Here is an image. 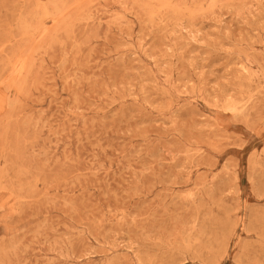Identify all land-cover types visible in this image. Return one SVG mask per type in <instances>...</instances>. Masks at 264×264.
<instances>
[{"label":"rangeland","instance_id":"obj_1","mask_svg":"<svg viewBox=\"0 0 264 264\" xmlns=\"http://www.w3.org/2000/svg\"><path fill=\"white\" fill-rule=\"evenodd\" d=\"M0 264H264V0H0Z\"/></svg>","mask_w":264,"mask_h":264},{"label":"bare ground","instance_id":"obj_2","mask_svg":"<svg viewBox=\"0 0 264 264\" xmlns=\"http://www.w3.org/2000/svg\"><path fill=\"white\" fill-rule=\"evenodd\" d=\"M52 1V0H51ZM146 6V5H145ZM214 6V5H213ZM233 7V6H232ZM55 9V8H54ZM179 10V9H178ZM55 11V10H54ZM60 11V10H59ZM56 13V12H55ZM152 13V12H151ZM51 14V13H50ZM57 15V14H56ZM22 18V17H21ZM118 19V18H117ZM25 22V21H24ZM151 23V22H150ZM25 24V23H24ZM21 25V24H20ZM146 25V24H145ZM197 29V28H196ZM69 33V32H68ZM69 37V36H68ZM178 37V36H177ZM22 59V58H21ZM22 60H20V62H21ZM16 63H19L18 61H16ZM15 63V64H16ZM19 64H22V62L21 63H19ZM16 66V65H15ZM23 65L21 66V67H19L18 69H17V71H16V73H14L15 74V76H19V75H21V73H22V71H23ZM14 69V68H13ZM16 70V69H15ZM13 74V73H12ZM25 74H26V72H25ZM14 77V76H13ZM16 78V77H15ZM25 82V81H24ZM18 83H20V82H18ZM8 101V100H7ZM236 110V109H235ZM15 179V178H14ZM19 180V179H18ZM22 184V183H21ZM178 242V241H177ZM188 244V243H187Z\"/></svg>","mask_w":264,"mask_h":264}]
</instances>
